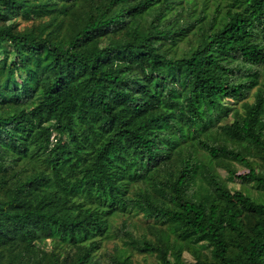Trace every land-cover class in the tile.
<instances>
[{"label": "trees", "instance_id": "1", "mask_svg": "<svg viewBox=\"0 0 264 264\" xmlns=\"http://www.w3.org/2000/svg\"><path fill=\"white\" fill-rule=\"evenodd\" d=\"M0 264H264V0H0Z\"/></svg>", "mask_w": 264, "mask_h": 264}, {"label": "rangeland", "instance_id": "2", "mask_svg": "<svg viewBox=\"0 0 264 264\" xmlns=\"http://www.w3.org/2000/svg\"><path fill=\"white\" fill-rule=\"evenodd\" d=\"M238 169H243L241 168L239 165H236ZM221 174L226 178L227 180V184H228V187L234 191V190H238V189H241L243 188V186L240 184V181L239 180H235L231 177H229L228 175L226 176V173L221 171ZM41 248L49 251L50 250V241L49 240H42V241H39L37 243ZM111 246V244H109V247ZM133 257H135V260H138V261H142V256L141 255H138V254H135ZM183 257L185 259L186 262H194L193 258L187 254V253H184L183 254ZM148 261H153V258H149Z\"/></svg>", "mask_w": 264, "mask_h": 264}]
</instances>
